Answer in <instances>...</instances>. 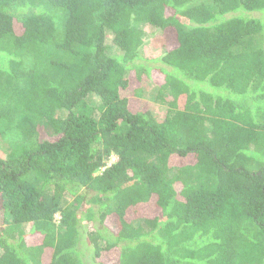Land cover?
Here are the masks:
<instances>
[{
	"label": "trees",
	"instance_id": "obj_1",
	"mask_svg": "<svg viewBox=\"0 0 264 264\" xmlns=\"http://www.w3.org/2000/svg\"><path fill=\"white\" fill-rule=\"evenodd\" d=\"M2 142L0 264H264V0H0Z\"/></svg>",
	"mask_w": 264,
	"mask_h": 264
},
{
	"label": "rangeland",
	"instance_id": "obj_2",
	"mask_svg": "<svg viewBox=\"0 0 264 264\" xmlns=\"http://www.w3.org/2000/svg\"><path fill=\"white\" fill-rule=\"evenodd\" d=\"M146 36H145V44L143 46V56L144 58L147 59H156L158 56L161 55L163 52V49L168 42L169 39L172 38L173 34L168 31H161L155 29L153 26H148L147 31H146ZM107 44L109 45V50L110 52L114 54H119L118 48L113 44L112 41V35L108 34L107 35ZM155 88L156 84L153 82H150V80H145L144 83V91H143V100H145L154 112V114L160 119H164L166 116V109L167 107L164 104H161L155 100ZM94 100H96L95 97H93ZM8 144L6 142H2L0 146V157L4 158L7 155V149ZM117 161V156L112 155L110 156L107 161H106V166H110L111 164L115 163ZM103 169L99 170L97 173H101ZM72 199L71 196L65 197V202H69ZM66 203H64L66 205ZM56 220L59 222L60 220V215L57 214ZM31 225L27 224L25 225L26 231L31 230ZM86 243V242H85ZM91 245L88 243L83 244L81 246V250L83 253L87 254L86 257L88 256ZM1 251V250H0Z\"/></svg>",
	"mask_w": 264,
	"mask_h": 264
}]
</instances>
